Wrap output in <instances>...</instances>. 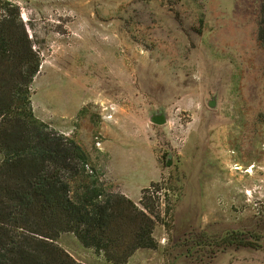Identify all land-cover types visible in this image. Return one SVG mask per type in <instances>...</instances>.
I'll return each instance as SVG.
<instances>
[{
  "label": "rangeland",
  "instance_id": "374dc122",
  "mask_svg": "<svg viewBox=\"0 0 264 264\" xmlns=\"http://www.w3.org/2000/svg\"><path fill=\"white\" fill-rule=\"evenodd\" d=\"M15 12L39 58L33 114L112 192L160 174L157 247L128 264H264V0H0Z\"/></svg>",
  "mask_w": 264,
  "mask_h": 264
},
{
  "label": "trees",
  "instance_id": "16d2710c",
  "mask_svg": "<svg viewBox=\"0 0 264 264\" xmlns=\"http://www.w3.org/2000/svg\"><path fill=\"white\" fill-rule=\"evenodd\" d=\"M38 67L18 12L1 13L0 264H83L57 244L62 233L111 264H128L139 248L156 249L163 184L142 188L139 205L112 192L80 144L33 114Z\"/></svg>",
  "mask_w": 264,
  "mask_h": 264
},
{
  "label": "crops",
  "instance_id": "0c3cea01",
  "mask_svg": "<svg viewBox=\"0 0 264 264\" xmlns=\"http://www.w3.org/2000/svg\"><path fill=\"white\" fill-rule=\"evenodd\" d=\"M157 174V178L154 180H151V181H149V180H141L140 182H141V184H142V186H144L147 182V185L146 186H148L151 182H156L157 180H159L160 179V174H158V173H156ZM111 179L116 183V184H118V186H119V190H120V192L122 193V194H124L126 197H128L130 200H132L133 202H136L137 200H138V198H139V194H137V196L136 197H131L128 193H127V191H126V189H124L123 188V186H122V184L120 183V182H118L116 179H114L113 177H111ZM146 186H144V187H146ZM143 187V188H144ZM142 189V188H141ZM140 189V190H141ZM139 193H140V191H139ZM61 235V234H60ZM59 238V237H58ZM57 244H58V239H57ZM59 245V244H58ZM81 245V244H80ZM60 246V245H59ZM81 247H83L82 245H81ZM63 248V247H62ZM64 249V248H63ZM82 249V248H81ZM84 249V248H83ZM65 250V249H64ZM136 253H137V251H136ZM135 254V253H134ZM134 254H132L131 256H130V258L129 259H131V257L134 255Z\"/></svg>",
  "mask_w": 264,
  "mask_h": 264
},
{
  "label": "water",
  "instance_id": "95a60500",
  "mask_svg": "<svg viewBox=\"0 0 264 264\" xmlns=\"http://www.w3.org/2000/svg\"><path fill=\"white\" fill-rule=\"evenodd\" d=\"M161 121L162 120L160 119V117H157L156 120H155L156 123H160Z\"/></svg>",
  "mask_w": 264,
  "mask_h": 264
},
{
  "label": "bare ground",
  "instance_id": "6f19581e",
  "mask_svg": "<svg viewBox=\"0 0 264 264\" xmlns=\"http://www.w3.org/2000/svg\"><path fill=\"white\" fill-rule=\"evenodd\" d=\"M237 168L239 169L240 167L238 166Z\"/></svg>",
  "mask_w": 264,
  "mask_h": 264
}]
</instances>
